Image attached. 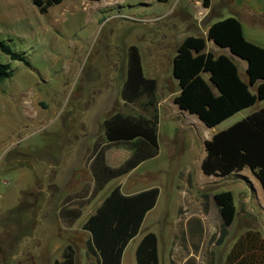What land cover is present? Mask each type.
Here are the masks:
<instances>
[{"label":"rangeland","instance_id":"1","mask_svg":"<svg viewBox=\"0 0 264 264\" xmlns=\"http://www.w3.org/2000/svg\"><path fill=\"white\" fill-rule=\"evenodd\" d=\"M143 1L146 0H64L40 14L31 0H0V42L27 61L11 60L0 50V62L8 64L11 72L9 78L0 82V264H39V259L41 264H57L61 259L59 250L67 243L76 250L74 264L95 262L85 249L88 233L81 226L67 225L64 219V223L57 222L56 236L52 227H46L49 240L57 238L61 245H57V250L49 247L46 252L37 251L27 261L23 238L34 236L31 243L39 244L35 239L40 235L38 194L39 188L45 186L42 170L46 160L61 154L60 145L65 138L83 135L102 139L101 120L109 114L100 115L105 109L101 98H97L100 93H111L114 112L121 108L118 92L103 90L107 67L114 64L120 73L126 62L124 50L130 45L139 47L140 39H145L142 18L154 13L168 14L169 7L160 3L143 7ZM163 39L162 46L172 47L184 38L177 34L167 42L164 34ZM206 46L212 48L213 44ZM235 63L242 77L240 68L244 62L235 59ZM250 91L255 93L254 88ZM88 106L91 113L85 115ZM262 107L264 100L257 101L211 128L195 116H191L196 121L193 125L186 124L183 118L161 119L158 156L111 180L91 201L93 184L87 169L91 151L82 153L73 192L64 194L61 206L71 197L69 206L88 212L117 179L130 187L151 183L160 188L157 202L145 215L138 234L127 244L122 264H136V244L148 230L157 235L159 264H223L243 231L255 228L264 237V195L248 168L224 178L205 176L200 169L204 153L200 143L211 136V130L215 133L224 129ZM130 109L124 111H135ZM92 115L93 121L86 123ZM114 162H119L118 157ZM181 167L191 170V175L174 177V170ZM249 188L250 208L242 202L243 197L250 195ZM222 190L231 191L236 213L226 236L218 243L222 218L216 205L209 203L208 193ZM84 218L83 213L76 222L81 223ZM7 243L10 246L5 250Z\"/></svg>","mask_w":264,"mask_h":264},{"label":"trees","instance_id":"2","mask_svg":"<svg viewBox=\"0 0 264 264\" xmlns=\"http://www.w3.org/2000/svg\"><path fill=\"white\" fill-rule=\"evenodd\" d=\"M156 1L167 3L169 0ZM31 2L40 14H46L50 7L63 0ZM202 5L208 8L210 0H202ZM207 41L228 49L232 56L246 62L247 83L240 79L231 56H214L206 51ZM0 50L11 60L27 64L23 55L14 52L3 41L0 42ZM204 73L208 74V80L203 78ZM10 76L9 65L0 62V82ZM172 76L179 88L174 104L212 127L264 100V48L246 40L240 21L228 17L213 23L206 37L187 36L181 41L172 60ZM250 87H255V93L250 91ZM155 89V80L144 76L138 48L129 46L126 78L120 97L129 104L140 102L145 97L141 105L144 109L153 110L149 117L114 113L104 120L103 137L95 140L87 159L93 178L89 196H95L107 182L158 153ZM119 143L127 145L132 152L118 166H110L106 163L105 151L110 145ZM204 144L205 155L201 161L204 174L226 177L248 167L262 186L264 195V107L215 132ZM158 192V187L154 186L124 195L119 185L113 187L82 225L90 233L86 240L87 251L96 259L90 264H121L123 249L138 233L145 213L155 205ZM69 198L63 202L60 216L70 223L80 215L81 209L70 207ZM214 200L222 218L219 243L234 220L236 207L229 190L214 193ZM157 245V235L152 231L146 232L135 249L136 264H159ZM57 264H74L71 244L63 248ZM223 264H264V237L261 232L255 228L243 231L233 242Z\"/></svg>","mask_w":264,"mask_h":264},{"label":"crops","instance_id":"3","mask_svg":"<svg viewBox=\"0 0 264 264\" xmlns=\"http://www.w3.org/2000/svg\"><path fill=\"white\" fill-rule=\"evenodd\" d=\"M146 1L145 2L143 1L141 3L143 7H146L148 5L152 6L153 3H158L156 0H146ZM89 2H92V1H89ZM95 2H99V1H95ZM160 4L167 6V8L169 7L167 10L168 14L163 16L161 14L154 13L150 16L148 15V16H145L144 18H142V25L146 26L145 27L146 32L142 33V36L143 37L146 36V37H145V39L144 38L140 39L139 47L136 46L138 48L139 55L141 57V65H142V70H143L144 76L146 78L153 79L156 82L155 111L157 114V121H158L157 122V130H156L157 142H158V125H159L161 119H168L169 120V119L183 118V119L187 120L186 124H188V125H191V124L193 125L196 123V121H193L194 118L191 117V116H195V115H191L185 111L180 110L173 102L174 97L177 96L179 93V88H178L177 81L172 76V60L175 56L177 46L181 42L179 44H176V45L174 43V45L172 47H171V45L169 46L167 44L162 46V44H164V43H162L161 41L165 40V39H163L164 34H167V38H168V39H166L167 42L169 40H172L173 36H175L177 34H180V36H182V38H185L187 36H192V35H200V36L206 37L208 28L213 23L220 21V20H223V19L228 18V17H235L241 23L242 33H243V36L245 37V39L264 48V0H210V6L208 8L203 7L202 0H169L167 3H160ZM174 13H176L175 15H177V17H175V15H174V17L173 16L171 17V15ZM209 42H211L213 44V47L207 48V46H206V51L212 52L214 54V56L224 54L227 56H231L234 63H235V59L244 62V65H242L240 68V70L242 72V77L239 73V68L238 67L237 68H238V74H239L240 79L243 82L247 83L248 80H247V75H246V67H247L246 62L235 57V56H232L230 54V52L228 51V49L217 47L212 41H207L206 44H208ZM130 46H132V45H130ZM128 47L124 50V51H126L125 55H124V61H127ZM107 68H108L106 70L107 75L106 74L104 75L105 79L103 80V82H105V84H107V85L103 87V90L104 91H112V90L115 91L116 90L118 92V100H119V104H120L121 108H119L115 112L112 110V109H114V104L111 102V100L113 101V99L110 97L111 96L110 92H109V95L105 94L107 92H105L104 94L100 93V95H98L97 98H101V100L103 101V107H105L104 111L100 115L109 114L108 116L104 117L101 120V123L103 126V128H102L103 134H104V124H103L104 120L107 119L108 117H110L114 113H121L123 115H142L144 117H149L152 113V110H153V108L144 109V107L141 105V103L143 101H145V97L141 98L140 102L130 103V104L125 103L121 99L120 91H121L122 85H123L125 78H126V62L123 66L122 71L120 69V73L116 71L117 67L114 64L112 66L107 67ZM203 78L205 80H208V74L204 73ZM212 88L214 90H216L214 86H212ZM251 88L255 89V87H250V89ZM161 89H163V93L160 95L159 91ZM137 104H138L137 108L132 107V106H135ZM90 108L91 107L88 106L86 108L85 112H83V113H85V115L87 113H91L89 111ZM128 108H131L130 110L135 109V111L134 112L124 111L125 109H128ZM92 114H94V113L92 112ZM91 121H93V115H92V117L86 118V123L89 124V122H91ZM206 127H208V126H206ZM212 127H214V126H212ZM208 128H211V127H208ZM213 134H214L213 130H211L210 135L212 136ZM82 136L78 137V136L74 135L72 137L63 139L62 144L60 145L61 154L51 161L46 160V162L43 166L42 172H43V177L45 180V184H44L45 186L43 188H39V194H38L39 195L38 196V205H39V211H40V216H41L40 222H39L40 235L38 238L35 237V239H37L39 244H38V246H36V245H33L31 243V242H33L32 240L34 239V236H31V235L24 236V238H23L24 239V247L28 253V256H27L28 260L27 261H31V258H34L32 256L37 255V253H36L37 251H39L40 253L43 251L46 252L49 247H51V249L57 250L58 249L57 245L58 246L60 245L56 242L57 238H52L51 240H49L50 236H47V234H46V227H52L53 234L56 236L55 231H56L57 222L64 223L63 218L60 216V209H61V203H62L61 199L63 198L64 194L73 192V185L72 184H73V182L77 181L76 172L79 168V162H80L79 159L82 158V153H87V151H91L90 149H92L93 143L95 141L93 139H88L87 137H85V136L82 137ZM209 138H204L200 143L204 147V153H203L201 160H200V169H201L202 158L205 155V144L204 143H205V140L209 139ZM131 152H132L131 149L128 148L127 145L120 144V143L119 144H112L105 151L106 163L110 166H118L125 159H127L129 157ZM159 152H160V145L158 142V153L151 158L143 160L138 165H136L133 169H131L129 172L139 168L145 162H147L151 159H154L155 157L158 156ZM117 157L119 159L118 163L114 162V159H116ZM245 168H248V167H244L243 169H245ZM87 169H88V166H87ZM168 169L171 171V168H168ZM242 170H240L236 173L240 174L242 172ZM88 171H89V169H88ZM170 171H168V172H170ZM174 171L176 172L174 177H177V178H185V177H189L191 175V170H189L188 168L185 169V167H181V168L174 170ZM201 171H202V169H201ZM129 172H127V173H129ZM249 172L253 175V173L250 171V169H249ZM89 173H90V171H89ZM202 173H203V171H202ZM233 174H235V173H232V175ZM123 175H125V174H123ZM123 175H121V176H123ZM204 175L205 176H216V175H207V174H204ZM90 176H91V173H90ZM228 176H226V177H228ZM218 177H220V176H218ZM116 178H118V177H116ZM204 178H206V177H204ZM221 178H224V177H221ZM91 180H92V184H93L92 176H91ZM117 181H119V179L114 181L116 183L113 184V186L110 188V190L107 192L106 195H108V193L116 185L120 186V191L124 195L134 194V193H137L139 191L154 187V186H152L153 184H151V183H149V184L146 183L143 186L130 187V186H126L123 183H120V182L118 183ZM109 182H107L105 184V186ZM156 187H158V186H156ZM202 188H203V186H202ZM158 189H159V192H158V195H159L160 188L158 187ZM249 190H250V195L248 197H246V196L243 197L244 200L242 201L246 204L247 207L250 205V202H251L250 201L251 200V189L249 188ZM262 191H263V188H262ZM98 193L95 196H92L90 201L93 198H95L98 195ZM30 194H31V192H30ZM106 195L100 198L99 202H97V204L93 207V210L85 212L84 210L81 209L80 215L73 222H70V223L67 222V225H69V226L72 225L75 227L76 226L82 227L83 223L87 220L89 215H91L95 211V209L100 205V203L106 197ZM208 196L210 199L209 203L215 204L216 208L218 209V206L214 200V194L210 195V193H208ZM157 199H158V197H157ZM157 199H156V202H157ZM34 201H36V200H34ZM90 201H87V203H89ZM156 202H155V204H156ZM92 204H88V205L91 206ZM70 207H72V206L70 205ZM248 208H250V207H248ZM150 210H148L145 213V215ZM83 213L85 214L84 220L81 223H77L76 221L79 219V217ZM145 215H144V217H145ZM143 220H144V218H143ZM143 220H142V222H143ZM142 222H141V225H142ZM141 225H140V227H141ZM139 230H140V228H139ZM85 231L88 233V236L86 238V240H87L90 237V233L87 230H85ZM135 236H133L132 238H134ZM140 239L138 240V242L140 241ZM129 241L127 242V244L129 243ZM138 242H137V244H138ZM67 244H69V243H67ZM127 244H126V246H127ZM137 244H136V246H137ZM66 245H64V247ZM9 246H10L9 243H7V245L5 246L4 249L8 250ZM126 246H125V248H126ZM64 247L61 246V249L59 250V252L61 251V254H62ZM72 247L74 249V263H75L76 250H75L73 245H72ZM125 248L123 249L122 257H123V253H124ZM85 249L87 250V247H85ZM30 253H32V254H30ZM61 254L59 255L60 257H61ZM122 257H121V264H122ZM39 264H41L40 259H39Z\"/></svg>","mask_w":264,"mask_h":264}]
</instances>
